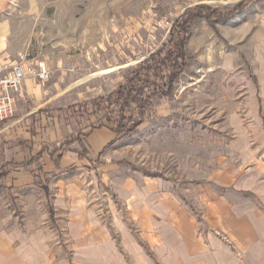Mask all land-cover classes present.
I'll return each mask as SVG.
<instances>
[{"label":"rangeland","instance_id":"374dc122","mask_svg":"<svg viewBox=\"0 0 264 264\" xmlns=\"http://www.w3.org/2000/svg\"><path fill=\"white\" fill-rule=\"evenodd\" d=\"M239 1L7 0L5 16L11 31L9 41L17 50L16 61L27 55L43 61L51 71L46 83L30 78L44 88V111L85 126L90 119L78 116L76 107L113 92L138 63L161 47L186 9L208 5L223 11ZM185 51L187 69L172 95L153 104L144 124L131 137L119 139L117 163L130 174L140 171L172 179L182 203L202 224L204 208L195 192L197 185L208 181L240 131L249 143L254 127L261 130L264 126L260 110L264 99V0L216 23L214 29L199 18ZM36 103L28 99L25 111ZM110 194L98 186L90 190L88 201L97 205L99 220L117 240L105 203ZM119 212L120 219L129 223L122 204ZM127 227L135 235L134 228ZM206 231H199L203 238ZM211 232L231 247L228 239ZM56 236L57 246L71 257L67 226L60 225ZM235 257L238 261L237 254ZM139 264L158 263L145 249Z\"/></svg>","mask_w":264,"mask_h":264},{"label":"crops","instance_id":"0c3cea01","mask_svg":"<svg viewBox=\"0 0 264 264\" xmlns=\"http://www.w3.org/2000/svg\"><path fill=\"white\" fill-rule=\"evenodd\" d=\"M6 3L0 0V67L17 57L9 41ZM21 86L15 118L0 126V171L5 172L0 178V264H127L125 257L139 264L145 249L158 264H264V126L254 127L249 143L240 131L208 181L197 185L205 217L201 224L172 179L130 174L118 165L122 140L108 148L115 139L109 129H91L93 118L85 126L72 125L44 111L43 86L30 78ZM28 99L37 103L26 112ZM260 110L264 113V99ZM70 139L73 143L62 151L61 144ZM52 151L61 155L59 171ZM98 186L111 193L105 203L117 240L99 220L97 205H89L88 194ZM121 204L129 223L120 219ZM62 224L71 257L57 246L56 229ZM202 229H207L205 238ZM211 231L229 240L238 261Z\"/></svg>","mask_w":264,"mask_h":264},{"label":"trees","instance_id":"16d2710c","mask_svg":"<svg viewBox=\"0 0 264 264\" xmlns=\"http://www.w3.org/2000/svg\"><path fill=\"white\" fill-rule=\"evenodd\" d=\"M257 1L260 0H240L235 6L226 7L223 11L208 5H196L186 9L176 18L160 48L138 63L132 74L113 92L81 107L77 106V115L93 118L91 129L105 127L115 135L108 148L119 139L131 137L144 124L153 104L172 95L179 77L186 71L185 47L197 20L203 18L214 29L216 23L232 19ZM71 143L72 139L62 143V151ZM49 156L55 164V170H61L58 167L61 155L56 156L52 151ZM4 175L5 172L1 170L0 178Z\"/></svg>","mask_w":264,"mask_h":264},{"label":"built area","instance_id":"2783aa9c","mask_svg":"<svg viewBox=\"0 0 264 264\" xmlns=\"http://www.w3.org/2000/svg\"><path fill=\"white\" fill-rule=\"evenodd\" d=\"M22 57L20 60L0 67V126L8 125L15 118L17 100L22 98L21 83L32 78L46 83L51 71L43 61Z\"/></svg>","mask_w":264,"mask_h":264}]
</instances>
